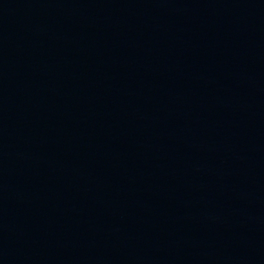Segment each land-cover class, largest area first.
Masks as SVG:
<instances>
[{
	"label": "water",
	"instance_id": "water-1",
	"mask_svg": "<svg viewBox=\"0 0 264 264\" xmlns=\"http://www.w3.org/2000/svg\"><path fill=\"white\" fill-rule=\"evenodd\" d=\"M0 264H264V0H0Z\"/></svg>",
	"mask_w": 264,
	"mask_h": 264
}]
</instances>
